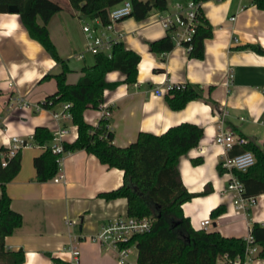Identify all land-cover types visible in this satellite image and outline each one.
<instances>
[{
	"label": "crops",
	"instance_id": "obj_1",
	"mask_svg": "<svg viewBox=\"0 0 264 264\" xmlns=\"http://www.w3.org/2000/svg\"><path fill=\"white\" fill-rule=\"evenodd\" d=\"M51 1L61 8L49 17L47 35L69 69L65 81L73 84L82 75L81 67L93 63V54L84 50L81 22L97 25L99 21L80 17L67 0ZM185 2L165 0V10ZM156 12L151 10L141 19L129 14L114 23L112 34H120L123 48L139 59L131 83L117 69L104 75L106 83H114L102 93V104L109 111L105 127L112 133L111 143L125 147L141 132L160 135L179 123L198 126L202 134L197 143L176 162L179 179L193 196L180 205L181 212L194 230H217L226 237L245 238L252 223L264 222V192L252 195L254 203L246 208H235L231 195L224 192L228 179L220 162L243 151V146L233 144L224 150L214 143V135L218 127L229 128L264 150V54L246 46L264 47V10L256 8L252 0L200 2V13L211 31L203 39L200 58L189 57L172 40L166 52L149 49V43L169 35ZM35 20L41 23L38 17ZM60 70L50 53L28 35L16 12H0V146L8 147L13 135L29 140L35 126L50 132L64 127L63 141L75 140L71 117L55 121L51 116V110H60L59 104L51 110L34 108L56 90L52 77L42 78ZM167 84H196L201 96L171 109L164 98ZM155 87L162 92L154 93ZM98 114V108H86L82 117L95 126ZM43 149L37 144L21 148L19 170L5 183L9 207L22 220L4 237V249L22 250V264H52L53 257L71 263V247L77 251V264H120L115 250L88 237L108 220L126 215V198L98 195L123 183L122 170L109 168L80 149L63 155L58 166L61 181L38 182L32 160ZM195 159L198 161L193 163ZM218 207L221 210L211 216ZM205 218L209 223L202 228L199 222ZM135 258L132 245L126 256L128 264H134ZM248 264H264V258L251 257Z\"/></svg>",
	"mask_w": 264,
	"mask_h": 264
},
{
	"label": "trees",
	"instance_id": "obj_2",
	"mask_svg": "<svg viewBox=\"0 0 264 264\" xmlns=\"http://www.w3.org/2000/svg\"><path fill=\"white\" fill-rule=\"evenodd\" d=\"M124 0H67L70 7L82 18H98L102 23L107 22V12L110 7ZM131 3L130 15L141 19L151 10H164L165 0H128ZM202 2L206 0H195ZM256 8L264 10V0H252ZM10 4L16 6L19 20L28 35L35 39L45 51L60 64V72L46 74L42 79L52 77L56 90L46 95L41 107L52 108L56 104L69 102L68 108L71 123L76 128V138L72 142H62V149L73 151L83 149L92 154L98 161L109 168L122 170V184L108 192H99L104 199L114 197L126 198V215L152 218L148 232L131 236L124 244L136 248L134 264H214L220 254L228 257L238 255L242 258L245 244L244 238L221 235L217 230H194L190 227L187 217L181 212L180 205L189 200L192 194L183 186L176 168L179 155L193 148L202 134V130L190 123H179L167 128L160 135L141 132L136 139L125 147L111 143L112 133L105 127L106 120L100 119L95 126L88 124L82 113L86 108H98L103 102L104 89L111 88L104 75L110 70H120L124 81L131 83L135 80L136 63L139 56L131 50H125L121 42L114 43L108 57L104 52L93 54V63L82 68L78 80L69 84L65 77L69 69L65 61L58 57L54 46L47 35L46 23L49 17L59 11L60 4L51 0H0V12H6ZM38 17L41 23L35 18ZM200 23L196 26L195 34L190 41L189 57L202 56V42L211 31L203 15H198ZM172 41L169 35L149 43V49L156 53L170 50ZM256 53L264 54V47L246 45ZM201 88L196 85L184 84L172 87L165 92L167 104L177 110L186 102L200 98ZM50 102V103H48ZM52 134L42 126H35L32 137L36 144L45 145ZM253 154L254 163L244 172L233 170L237 179L243 184L245 196L264 192V150L251 141H247L242 150ZM21 153L7 155V147L0 146V264H22L24 253L20 249L6 250L3 239L13 229L21 224L22 218L18 212L9 207V198L5 191V183L13 179L19 170ZM58 155L49 147L33 157L35 169L34 179L38 182L47 181L58 171ZM195 159L193 163L197 162ZM221 171V170H219ZM220 207L211 211V216L219 212ZM249 234L252 243L260 247L259 258H264V222L252 223ZM52 264H69L53 257Z\"/></svg>",
	"mask_w": 264,
	"mask_h": 264
},
{
	"label": "built area",
	"instance_id": "obj_3",
	"mask_svg": "<svg viewBox=\"0 0 264 264\" xmlns=\"http://www.w3.org/2000/svg\"><path fill=\"white\" fill-rule=\"evenodd\" d=\"M131 12V3L128 0L112 6L107 12V22L102 23L98 19L99 24L91 25L87 21L81 22V31L85 35V46L84 50L91 54L97 52H104L108 57L110 56L111 46L118 42L120 34L115 36L112 34L114 23L125 18ZM200 13V2L195 0H186L185 3H176L173 10H158L156 16L158 17L162 27L169 34L173 43L181 45L186 52L190 51V41L192 36L195 34L196 26L200 23L198 15ZM230 20L234 19V16L229 17ZM81 57L82 54H78ZM178 86V85H177ZM171 84L165 86V91L172 87H177ZM264 90V88L262 89ZM162 88H154V93L160 94ZM50 103V102H48ZM42 101L35 104L36 110L43 109L41 107ZM26 105V103H22ZM60 110L54 111L51 108V116L55 121H59L62 117L69 118L70 114L68 108L69 102H62L59 104ZM100 119H106L109 115V111L101 103L98 107ZM67 132L64 127H56L52 132L50 141L45 145L44 148L49 147L50 151L58 155L57 167L62 160L63 155L68 152L62 149V142L65 133ZM247 142L245 137L234 134L232 129L229 128H217V132L214 135V143L221 146L224 150H228L233 144L243 146ZM30 144H36L33 137L29 140L22 139L16 135L10 137V144L7 147V155H14L15 151L20 150L23 147H28ZM38 145V144H37ZM221 167L227 176V184L224 188V192L227 195H231L232 202L235 208L244 209L246 205L254 203L253 196H243V184L237 179L233 173V170L244 172L249 166L254 163V157L251 151L244 149L243 151L234 155L228 156L221 162ZM52 182H59L62 180V174L58 171L54 176L50 178ZM152 218L147 217H135L129 215H117L114 218L103 223L96 233L90 235L88 238L90 241L97 243L100 246L112 248L116 251V258L120 264H128L126 260L127 253L130 247L124 244L131 238V236L139 233L148 232ZM209 223V219L205 218L199 222V226L205 228ZM244 252L242 258L238 255L228 257L226 254H220L215 258L214 264H248L251 257H258L260 247L252 243L250 234L244 238ZM72 255V261L69 264H77L76 256L77 251L74 248H70Z\"/></svg>",
	"mask_w": 264,
	"mask_h": 264
},
{
	"label": "water",
	"instance_id": "obj_4",
	"mask_svg": "<svg viewBox=\"0 0 264 264\" xmlns=\"http://www.w3.org/2000/svg\"><path fill=\"white\" fill-rule=\"evenodd\" d=\"M8 11L10 12H16V6L13 4H10V6L8 7Z\"/></svg>",
	"mask_w": 264,
	"mask_h": 264
}]
</instances>
